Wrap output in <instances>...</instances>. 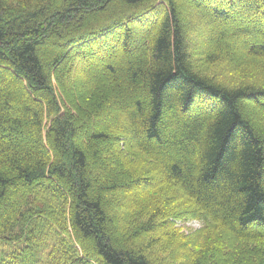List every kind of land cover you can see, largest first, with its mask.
Listing matches in <instances>:
<instances>
[{"label":"trees","instance_id":"obj_1","mask_svg":"<svg viewBox=\"0 0 264 264\" xmlns=\"http://www.w3.org/2000/svg\"><path fill=\"white\" fill-rule=\"evenodd\" d=\"M184 1L0 0V264H154L140 242L163 223L125 225L114 202L144 185L133 154L226 234L192 264H264V85L194 69L263 63L264 0Z\"/></svg>","mask_w":264,"mask_h":264},{"label":"rangeland","instance_id":"obj_2","mask_svg":"<svg viewBox=\"0 0 264 264\" xmlns=\"http://www.w3.org/2000/svg\"><path fill=\"white\" fill-rule=\"evenodd\" d=\"M181 1L186 5L189 4L184 0ZM190 15V13H184L183 17L187 16L185 22L181 17L184 25L188 24V26L190 25L189 29L193 27L195 30L188 36L190 52L199 55V52L204 48V44L198 36L201 34V29L195 25L198 22L195 16ZM263 65L264 62L256 67L242 68L234 72L223 63L207 64L201 62L199 56L194 58L196 72L226 88H236L244 84L264 85ZM75 81L74 76H72V84L77 83ZM113 101L117 107L120 106L116 100ZM104 113L98 118L99 120L102 119ZM111 116L109 120L117 115L112 114ZM90 122L86 123L89 128L97 127L98 120H91ZM121 164L124 165V171L129 173L132 179H139L138 181H142L144 185L114 198L118 217L125 225L131 227L151 219L154 223H163L165 228L164 231L161 230L154 235L143 237L140 242L145 247L143 248L145 254L154 264H186L187 261L192 264L194 256L189 258V255H194L202 244L213 243L217 248L223 246L227 236L220 229L205 230L200 221L179 215L181 211L190 207V201L179 194L177 186L163 182L160 184V171L155 169L149 174L147 167L151 170V165L146 162L144 157L133 154ZM93 169L95 173H98L95 167ZM148 178H151L149 183L143 181ZM263 244L254 243L251 245L261 246Z\"/></svg>","mask_w":264,"mask_h":264}]
</instances>
